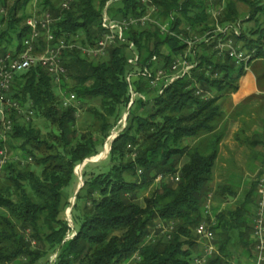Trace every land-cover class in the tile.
<instances>
[{"label": "trees", "instance_id": "16d2710c", "mask_svg": "<svg viewBox=\"0 0 264 264\" xmlns=\"http://www.w3.org/2000/svg\"><path fill=\"white\" fill-rule=\"evenodd\" d=\"M31 1L15 0L9 6L8 0H0V11L7 7L6 14L0 12V56L24 48V38L30 34L27 7ZM107 1L76 0L68 10L53 0H43V5L60 17L53 26L57 36L66 34L68 41L94 45L103 33L102 11ZM155 2L161 15L179 11L173 25L177 33L190 36L209 29L208 0ZM238 2L249 5V19L259 21V16H264V0H228L220 14L222 24L239 19ZM112 9L114 16L146 12L141 0H119ZM252 33L258 37L241 36L244 47L253 52L248 63L264 58V26H257ZM129 34L144 64L154 54L164 57L168 64L187 48L180 38L156 30L131 28ZM165 47L169 55H164ZM204 48L192 75L175 81L162 94H155L148 83L138 82L137 90L148 98H139L131 106L127 126L111 143L108 166L85 180L86 194L79 193L73 206L76 234L70 238L72 227L60 216L64 191L78 178L76 167L101 152L111 128L129 106L127 52L124 46L114 47L109 49L108 59L92 60L79 48L67 50L64 62L75 83L70 87L67 82L63 87L77 96L76 104L68 108L63 107L61 95L42 66L16 76L14 96L24 105L32 103L35 116L46 118L56 130L44 135L33 122L15 127L9 147L15 148L16 142L26 156L32 157L33 164L9 162L4 168L0 182V208L5 211L0 214V264H44L41 261L51 251L57 254L53 264H127L131 259V264H194L200 244L193 230L203 220H210L205 215V203L211 192L226 198L239 192L230 183L213 189L211 182L224 137L218 130L223 117L218 101L221 95L239 89V79L246 70L229 56L219 57L211 46ZM197 88L203 93L198 94ZM208 93L211 96L207 97ZM87 98L99 100L98 107L87 109L94 116L95 128L79 132L77 111L82 105L78 101ZM136 103L143 110L134 111ZM96 131L102 136H95ZM187 138L196 141L185 144ZM184 158L187 161L181 163ZM34 165L41 168L40 173ZM160 174L166 178L157 182ZM253 185L236 208L216 213L213 229L218 252L207 264H233L231 247L242 246L253 256L259 180ZM145 191L149 192L140 202L139 196ZM82 201L85 204L81 207ZM158 219L166 225L175 222L170 238L160 230L153 234ZM34 242L41 248L34 249ZM136 254L139 258L135 259Z\"/></svg>", "mask_w": 264, "mask_h": 264}, {"label": "built area", "instance_id": "2783aa9c", "mask_svg": "<svg viewBox=\"0 0 264 264\" xmlns=\"http://www.w3.org/2000/svg\"><path fill=\"white\" fill-rule=\"evenodd\" d=\"M76 0H62L60 6L63 10L71 8ZM119 0H108L102 11L101 28L103 33L94 45H82L77 42L68 41L66 34L57 36L53 31V26L57 19L49 10L36 11L28 17L27 22L30 26V34L24 38V48L22 50L9 51L0 56V180L5 166L10 162L9 142L17 124L28 125L33 122L35 109L32 103L22 104L14 95L16 76L32 67L42 66L50 74L53 83L61 93V103L63 107H69L76 104L77 96L74 92L64 90L63 85L69 80L68 69L65 65V53L69 49L79 48L81 53L92 60H106L109 58V49L124 46L127 52L128 72L126 80L129 84L130 102L129 108L139 98L147 100V95L137 90L138 82L144 81L155 94H162L164 90L175 81L191 76L193 70L198 66L197 54L194 52H180L173 56L170 63L166 64V59L154 54L150 60L143 63L141 53L134 39L130 38L131 28L156 30L164 35H171L182 40L187 48H196V46L206 43L217 50L219 55L229 56L236 62H242V54L248 50L243 49L233 41V33L239 32L236 25L232 23L221 24L216 17L215 7H219V0H208L213 7L212 13L215 15V29H207L203 34L193 32L190 36H184L173 30V25L179 16V11H173L168 16L161 15V9L155 0H141L146 6V12L142 15L114 16L113 5ZM219 14V12H218ZM188 29L190 27L188 26ZM213 39L211 44L210 40ZM166 48V47H165ZM164 55H169V50H163ZM192 54V55H191ZM197 93L202 94L203 90L197 88ZM211 96L210 93L207 97ZM126 112L123 128L112 136H118L127 126ZM121 119V120H122ZM110 135V136H111ZM131 148L132 146L129 145ZM29 156L27 161H31ZM12 161V160H11ZM22 163V161H21ZM24 163V161H23ZM28 164V163H27ZM264 166V165H263ZM141 171V170H140ZM160 174L157 181L165 179ZM172 180H179V177H170ZM256 212L253 219V238L255 240V251L257 264H264V167L259 179V192ZM211 201L208 199L205 203V215L210 220H203L194 230L193 235L199 245V253L195 255L194 264H207L214 253L218 252L215 244L217 239L213 226L215 218L212 215ZM163 221L157 224V229L162 234L168 235L174 230L175 222L167 226ZM139 258L138 255H135Z\"/></svg>", "mask_w": 264, "mask_h": 264}, {"label": "crops", "instance_id": "0c3cea01", "mask_svg": "<svg viewBox=\"0 0 264 264\" xmlns=\"http://www.w3.org/2000/svg\"><path fill=\"white\" fill-rule=\"evenodd\" d=\"M209 20H212L211 15ZM262 62H264V58H255L251 63L243 64L246 70L239 79V89L221 95L218 101L223 112L218 130L223 131L224 137L220 143L219 156L213 169L214 179L211 182V187L215 189L224 183L234 185L236 174L242 170L247 174L246 178L248 179L237 181L235 186L239 192L235 197H219L215 195L214 191L211 192L209 200L214 218L219 211L234 209L241 204L246 192L254 186L255 177L258 182L263 172L264 73L262 68L264 66ZM257 70L262 72L261 76L256 73ZM188 141V143H193L196 140L188 138ZM186 161L187 159L184 158L182 163ZM217 166L225 168L226 175L218 173ZM159 222L161 220H157V223ZM231 250L235 254L233 264H255L257 257L255 249L252 251L253 256H249L242 246L231 247Z\"/></svg>", "mask_w": 264, "mask_h": 264}, {"label": "rangeland", "instance_id": "374dc122", "mask_svg": "<svg viewBox=\"0 0 264 264\" xmlns=\"http://www.w3.org/2000/svg\"><path fill=\"white\" fill-rule=\"evenodd\" d=\"M14 1L15 0H8L7 5L12 6V4L14 3ZM53 1L54 2H58V3L59 2L61 3L62 0H53ZM227 1L228 0H222L221 2L218 3V6L219 7L218 8L215 7L214 10H216V17L217 18H220V14L222 12H224V7H225ZM43 4H44L43 3V0H32L29 3L28 7H27L28 12L31 13L30 16H32L33 13H35L36 11L40 12L41 10H46V9H44V5ZM210 8H211V10H213V7L212 6ZM238 10H239V19L236 22H233L232 23V24L236 25V27L239 29V32H240V36L236 37L235 38V41H236L237 45H240L243 49L246 50V48L244 47V45H245L244 44V41L241 40V36L243 34H245V36H247L248 38H250V37L251 38H257L258 35L255 34V33H252V32L254 30H256V27L257 26H260V25L264 24V16L263 15L259 16V18H258L259 21H256L255 19H249L250 18L249 17L250 16V7H249L248 4L243 3V2H238ZM0 12H1V14H6L7 7L6 8H3L2 7ZM218 12H219V14H218ZM211 17H212V20L211 21L210 20L208 21V23H209L208 28H212L213 29V27H214V29H215L216 26H215V21L214 20H216V19H215L214 13L211 14ZM218 22H220V19L218 20ZM195 33L196 32H193V34H195ZM210 42L212 44L213 39H211ZM203 44H205V45H203ZM204 46L210 47L211 45L209 46V45H206V43H202L201 45L196 46V48H194V50L192 48L191 49L190 48H186V50H184V52H187V53L192 52V54L194 52H196V54H197L196 58L193 57V56H191L190 58L191 59L193 58V59H196V60L198 59V63H199V56H200V54H203L204 49H206V48H204ZM211 47L212 48H210V49H212L213 51H215L219 57H221V58H225L226 57V56H223V55H219L218 52H217V50H215V48L213 46H211ZM262 64L264 66V62H262ZM263 70H264V68H262V72L264 73ZM262 72L259 71V70H257L256 73L259 76H261L262 75L261 74ZM68 80H69L68 81L69 86L71 87L75 83V81H74L73 77L70 76V75H69V79ZM64 90H66V88H64ZM57 92L62 96V93H61V91L58 88H57ZM78 104H81L82 107L80 106L81 108H79L78 111H77L76 128L78 129L79 132H84V131H87V130H93L95 128L94 127V124H95L94 123L95 122L94 121V116L87 109L90 106H97L98 107L99 106V100L98 99L87 98L82 103H80L78 101ZM149 107L150 106H148L147 108H149ZM128 108L122 114V117L119 119V121L115 125H113V127L111 128L110 134L113 135V133H117L120 129L123 128V125L122 124L124 123V120L122 118L125 117V114L128 111ZM133 109H134V111H137V110L141 111V110H143L141 107H139V104L138 103L135 104V106H134ZM127 119H128V116H127ZM112 121L114 122V119H112ZM33 124L37 128H40L41 131H42V133L44 135H47V133L49 131H55L56 130L55 125L53 126V124H51V122L49 120H47L46 118H44L42 116H38V114H37V116L34 117ZM99 134H100L99 131H96L95 132V136H97V135H98V137L99 136H102V135H99ZM112 135L111 136L109 135V137H111V139H109V137H108L107 140L105 141L104 145L102 147H100L101 152L99 154L103 153L104 147H105V150H106V146L105 145H106L107 142L110 143V147H111V143L115 139L114 137H116V136H112ZM188 142H189L188 141V138L185 139V144H187ZM13 144L16 147L15 148L9 147L10 158L12 160V161L10 160V162L22 161V166L23 165L25 166V164H27V163L33 164V159L31 161H27V158L29 156H26L24 154V151L18 147V144L16 142H13ZM109 150H110V148H109ZM105 152H104V154H103V156H102V158L100 160H97L96 162L87 163V165L90 164V166L88 168H85L87 165L86 166L84 165V167H79V168L82 169V175L81 176L78 173V169L79 168L77 169V167L80 165L79 164L76 167L77 171L75 170V172H77V174H78V178L75 179L73 181V183L69 187H67L65 189V191H64V201H63V204H62V210H61V215L60 216L62 218H64V219H67L69 221V223H70V226L72 227L73 233H70V235L68 236V238L73 237L74 234H76L75 233L76 225H75V221H73L74 220V218H73V216H74L73 206L75 205V203L72 206V203L74 202L75 194L76 193H78V194L79 193H82L83 195H85L86 194L85 191L87 190V185H85V180L87 179V177H90V175L91 174H94L95 172H98L99 173V171H102L103 169L106 168V166H108V164H109L108 163V154L109 153L108 152L105 153ZM23 161H24V163H23ZM33 168H34V170H36L37 173H40V171H41V168L40 167L34 165ZM224 169L225 168L222 169L219 166H217V172L218 173H222V175H226L225 174L226 172L224 171ZM85 171H86L87 175L84 177ZM242 171L236 174V181L234 182V185L237 184V181H240L241 182L243 179L245 181L248 179V178H246L247 177L246 176L247 174L246 173H243ZM3 177H4V172L2 173L0 182L3 181ZM159 181L161 182L162 180H159ZM159 181H157V182H159ZM254 181L256 182V177H255V180ZM148 192L149 191H145L144 193L140 194V196H139V201L140 202L143 201V197L146 194H148ZM256 198H258V195H257ZM75 202H76V200H75ZM84 204H85V201H82L81 202V207ZM77 211L78 210H76V212ZM211 212H213V208H212ZM254 212H256V206L254 208ZM3 213H5L4 209H1L0 208V214H3ZM253 219H254V216H253ZM159 224H160V222H159ZM162 225H164V223H162ZM167 226H169V225H167ZM152 232H153V234H156L158 232V229L156 230V228H152ZM40 246H39V244H37L35 242L33 243L34 249H38ZM255 254H256V252H255ZM56 257H57V254L54 253L53 251H51V252L48 253V255L46 256V258L41 261V263H44V264H53L55 262ZM257 257L255 258L256 259L255 260V264H257V260H258ZM134 258L136 259L135 256H134ZM131 262H133V259H131L127 264H131ZM13 264H16V262H14ZM21 264H23V263H21ZM38 264H40V262H38Z\"/></svg>", "mask_w": 264, "mask_h": 264}, {"label": "bare ground", "instance_id": "6f19581e", "mask_svg": "<svg viewBox=\"0 0 264 264\" xmlns=\"http://www.w3.org/2000/svg\"><path fill=\"white\" fill-rule=\"evenodd\" d=\"M27 24H28V22H27ZM238 36H240V32L233 33V41L234 42H236L235 38ZM252 56H253V52L247 51V52L243 53L242 54V62H237V64H247L248 61L252 58ZM105 146H106V150H105L106 152L105 153H107L109 148H110V143L107 142ZM78 173L80 176L82 175V169L81 168L78 169Z\"/></svg>", "mask_w": 264, "mask_h": 264}, {"label": "water", "instance_id": "95a60500", "mask_svg": "<svg viewBox=\"0 0 264 264\" xmlns=\"http://www.w3.org/2000/svg\"><path fill=\"white\" fill-rule=\"evenodd\" d=\"M128 111H129V110H128ZM116 137H117V136H116ZM116 137H114V138H116ZM114 138H113V139H114ZM109 139H111V137H109ZM113 139H112V140H113ZM112 140H111V141H112ZM110 149H111V147H110ZM104 152H105V147H104V151H103V153L98 154V155H96L95 157L93 156V157H90V158L85 159L84 162H82V163L77 167V169H78L79 167H84V165L86 166L87 163H90V162H96L97 160H100V159L102 158ZM109 152H110V150L108 151V153H109ZM77 169H76V171H77ZM76 173H77V172H76ZM77 175H78V174H77ZM77 195H78V193L75 194L74 202L72 203V206H73L74 203H75V200H76V198H77Z\"/></svg>", "mask_w": 264, "mask_h": 264}]
</instances>
